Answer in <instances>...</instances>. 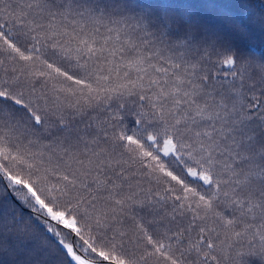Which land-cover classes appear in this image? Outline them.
Segmentation results:
<instances>
[{
	"label": "snow or ice",
	"instance_id": "snow-or-ice-1",
	"mask_svg": "<svg viewBox=\"0 0 264 264\" xmlns=\"http://www.w3.org/2000/svg\"><path fill=\"white\" fill-rule=\"evenodd\" d=\"M0 264H264V0H0Z\"/></svg>",
	"mask_w": 264,
	"mask_h": 264
}]
</instances>
